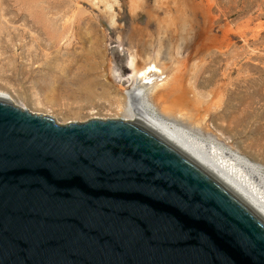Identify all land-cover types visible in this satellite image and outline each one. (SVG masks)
Here are the masks:
<instances>
[{
	"label": "water",
	"instance_id": "95a60500",
	"mask_svg": "<svg viewBox=\"0 0 264 264\" xmlns=\"http://www.w3.org/2000/svg\"><path fill=\"white\" fill-rule=\"evenodd\" d=\"M0 264H264V215L145 121L0 95Z\"/></svg>",
	"mask_w": 264,
	"mask_h": 264
},
{
	"label": "rangeland",
	"instance_id": "374dc122",
	"mask_svg": "<svg viewBox=\"0 0 264 264\" xmlns=\"http://www.w3.org/2000/svg\"><path fill=\"white\" fill-rule=\"evenodd\" d=\"M131 58L183 126L264 166V0H0V93L32 113L126 119Z\"/></svg>",
	"mask_w": 264,
	"mask_h": 264
},
{
	"label": "bare ground",
	"instance_id": "6f19581e",
	"mask_svg": "<svg viewBox=\"0 0 264 264\" xmlns=\"http://www.w3.org/2000/svg\"><path fill=\"white\" fill-rule=\"evenodd\" d=\"M134 58H131L129 63L133 69L130 75L131 86L123 95L125 102L123 112L127 116L126 119L145 121L161 131L237 189L264 215V190H260L261 187L264 189V166L209 139H203L197 133V129H200L198 126H190V128L183 126L181 121L187 120V116L177 113L179 109L175 110L177 107L175 105L180 104L179 96L172 98L168 91L159 87L158 74L153 69L145 68L138 71ZM147 62L146 60L145 63ZM137 67L139 68V65ZM155 90H160L158 101L154 100ZM0 95L22 108L16 102H12L6 94L0 93ZM173 111L177 114H171ZM250 175L255 180H250Z\"/></svg>",
	"mask_w": 264,
	"mask_h": 264
}]
</instances>
